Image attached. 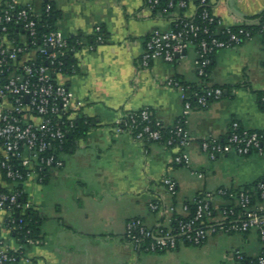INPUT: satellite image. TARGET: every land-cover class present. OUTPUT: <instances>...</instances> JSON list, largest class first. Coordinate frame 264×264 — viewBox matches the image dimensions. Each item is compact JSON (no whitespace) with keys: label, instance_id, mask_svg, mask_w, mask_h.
<instances>
[{"label":"crops","instance_id":"0c3cea01","mask_svg":"<svg viewBox=\"0 0 264 264\" xmlns=\"http://www.w3.org/2000/svg\"><path fill=\"white\" fill-rule=\"evenodd\" d=\"M19 1L33 4L37 13L51 4L57 30L67 40L80 38L77 51L66 53L76 61L77 71L57 78L83 103L79 120L85 119L88 128L63 154L64 166L49 170L43 183H25L28 199L42 217L41 234L26 248L30 260L14 264H238L239 254L257 257L264 243L255 229L212 233L202 245L181 243L160 252L135 249L125 231L134 217L150 228H170L174 214L187 216L184 204L195 195L209 196L221 206L226 201L220 189L243 188L264 177V154L229 152L211 159L200 147L210 135L226 139L234 121L248 129H264L262 35L216 51L208 76L202 78L193 44L174 62L157 59L148 67L141 63L151 32L171 28L174 19L194 17L198 7L193 0L184 11L170 13L155 12L147 0ZM212 10L224 25L240 27L264 13V0H214ZM99 25L105 41L90 49ZM172 77L225 89L221 99L194 107L187 117L193 139L184 151L190 155V167L175 163L180 149L142 142L129 131L115 129L118 118L143 107H150L165 127L173 126L184 101L166 84ZM166 176L177 183L174 196L167 192ZM0 185L13 187L1 169ZM154 200L161 202L160 211H151L149 203ZM4 216L0 210V222ZM1 235L15 246L12 234L3 229Z\"/></svg>","mask_w":264,"mask_h":264},{"label":"built area","instance_id":"2783aa9c","mask_svg":"<svg viewBox=\"0 0 264 264\" xmlns=\"http://www.w3.org/2000/svg\"><path fill=\"white\" fill-rule=\"evenodd\" d=\"M159 1L147 0V6L155 10ZM213 1L199 0L201 21H196L194 17H182L174 19L169 29L157 28L152 31L145 43L142 65L148 67L157 59L174 62L193 44L198 52L197 72L200 77L206 78L216 51L234 48L256 34L264 39V15L247 27L226 26L213 13ZM190 2L170 0L163 13H169L173 8L185 10ZM51 10L52 5L48 4L46 12ZM39 17L33 4L21 5L19 0H0V169L11 179V184L17 186H24L27 182L43 183L47 171L64 166L65 145L77 128L83 107L74 92L57 78L64 74L69 40L57 29L40 39ZM10 26L16 28L13 37L19 44L10 40ZM95 32L96 43H103L105 36L102 26H97ZM96 43L90 44L89 48L94 49ZM77 44H82L79 39ZM37 51L49 62L41 64ZM75 51L77 48L72 49V52ZM166 84L179 91L184 106L181 116L173 125V135L165 145L180 149L174 157L175 163L190 167V155L184 151L193 139L187 127V117L194 107L204 108L212 101L221 99L225 89L185 84L173 77L168 78ZM261 100L264 103V94ZM165 128L162 121L153 116L150 107L127 112L115 121L117 131H129L142 142L162 140ZM200 147L211 159L229 152L242 156L252 152L264 154V129H248L234 121L225 140L210 135L201 140ZM163 182L167 192L174 196L176 181L166 176ZM260 190L264 198V182L260 184ZM218 193L234 196L229 189H220ZM24 194L25 187L15 192L0 189V210L5 213L0 222V264L30 260L26 248L33 244L32 238L27 235L23 241L18 237L24 230L26 211L34 209L33 202L28 198L23 202L18 201ZM188 202L183 208L188 215L190 203H193V213L188 218L176 217L177 225L174 228L163 225L150 228L139 217L129 219L125 231L127 242L139 251L160 252L177 249L181 243L202 245L212 233H247L255 229L264 243V202L251 205V198L245 192L238 196L240 209L221 207L211 197L201 194ZM149 207L151 211H160L161 202L151 201ZM170 210L174 213L175 207L171 206ZM15 212H18V216H15ZM3 229L12 234L16 240L15 246L2 237ZM27 232L30 233V230ZM237 259L243 261L246 256L239 254ZM249 264H264V248Z\"/></svg>","mask_w":264,"mask_h":264},{"label":"trees","instance_id":"16d2710c","mask_svg":"<svg viewBox=\"0 0 264 264\" xmlns=\"http://www.w3.org/2000/svg\"><path fill=\"white\" fill-rule=\"evenodd\" d=\"M169 1L170 0H160L159 4L157 5V7L155 8L154 11L163 13L164 8L167 7ZM194 1H195L196 5H198L197 12H196V15L194 16V18L196 21H201L199 19V15L202 11V7H199V0H194ZM47 5H45L42 12L39 13L40 17H39V21H38V37L40 39L43 38L44 34H47V33L51 32L52 30L57 29L56 25H55L56 13H55L54 7L52 6L51 12L48 13V12H46V6ZM211 7H212V5H211ZM174 10L184 11V9H178V8H173V9H170L169 11L171 12ZM261 15H264V13H262ZM180 18H182V17H180ZM247 26L248 25H245V27H247ZM15 31H16V28L10 26L8 29L9 37H10V40L14 44H19V41L13 37V33ZM78 39H80V38L75 37V38H71L69 40L68 54H70L72 52L73 48L78 49L80 47V45L77 44ZM90 43L91 44L96 43V36L94 38H92ZM37 56H38L37 59L41 64H46L47 62H49L48 60L43 58V56H41L40 52H38V51H37ZM65 62H66L65 67L63 69L64 73H73V72L77 71L76 61L74 59H72V57H66ZM210 67L211 66H209V71H210ZM263 94H264V92L261 94V97ZM87 128H88V124L85 122V119L78 120L77 128H76L75 132L69 137V141L65 145V152L70 148L71 145H73V142L75 141L76 138L83 135L84 131L87 130ZM172 129H173V126L166 127L164 130V132H165L164 138L162 140L156 141V142H160L162 144H165L167 142L168 138L173 135ZM2 173H3V179L6 182L11 183V179H9L6 176V173L3 169H2ZM48 173H49V171H47V173L45 174V178H44L43 182H45L47 180ZM262 182H264V177H262L261 179L255 181L251 184L244 186L243 188L230 189V191L234 193V196L223 195L226 202L223 203L221 205V207H226V208L236 207L237 209H240V206L237 203H238V196L241 192H245L246 194H248L250 196L251 205L263 203L264 198L262 197V193L260 190V184ZM23 188H24V186L22 184H19L18 186L13 185L12 188H6V187L0 185V189L2 191H7V192H9V191L15 192L18 190H22ZM26 198H28L27 193L24 194L22 197H19L18 201L23 202L24 200H26ZM187 203H189V202L187 201ZM194 209H195V205L193 203H190V213L187 216L174 214L172 217L171 223H170V228L176 227V225H177V221L175 220L176 217L188 218L193 213ZM14 214H15V216H18V212H15ZM23 220H24V230L22 231V235H20V236L18 235V237L22 238V240L24 241L25 237L28 235L29 237L32 238V243H35L37 238H39L40 234H41L42 217L34 209H29L26 211V214L23 217ZM28 230H30V233L27 232ZM252 260H256V257H246L245 260L238 261V264H249L250 261H252Z\"/></svg>","mask_w":264,"mask_h":264}]
</instances>
